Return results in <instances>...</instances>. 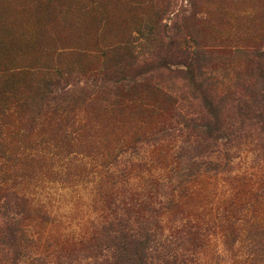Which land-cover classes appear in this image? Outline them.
Wrapping results in <instances>:
<instances>
[{
    "label": "rangeland",
    "instance_id": "1",
    "mask_svg": "<svg viewBox=\"0 0 264 264\" xmlns=\"http://www.w3.org/2000/svg\"><path fill=\"white\" fill-rule=\"evenodd\" d=\"M147 24L145 68H183L181 51L212 48L201 62L220 74L217 94L250 77L264 87V61L246 53L264 52V0H0V187L23 198L0 203V264L113 262L115 217L146 223L199 264H264L262 103L225 105L220 123L205 119L219 131L203 121L183 146L184 101L150 82L112 84L135 71L123 43ZM172 190L178 205L153 211ZM187 221L202 227L195 238ZM145 250L143 264H162L165 249Z\"/></svg>",
    "mask_w": 264,
    "mask_h": 264
},
{
    "label": "trees",
    "instance_id": "2",
    "mask_svg": "<svg viewBox=\"0 0 264 264\" xmlns=\"http://www.w3.org/2000/svg\"><path fill=\"white\" fill-rule=\"evenodd\" d=\"M154 30V27L147 24L144 28L137 30V35L130 33L125 39L123 43L124 46L127 49H132L136 55L132 58L135 71L130 72L131 76L129 78L126 76L129 75L128 73L126 74L122 72L125 75L119 79L113 80V85L120 87L119 85L125 86L137 82H140V84L150 82L153 90L162 97L167 98L168 101L175 102L178 99L184 101L185 111L180 115L181 127L176 130L181 133V136L183 134L188 135V139L184 140L183 146L191 145V132L196 130L195 127L201 126L203 121L207 123L205 119L208 117L214 118L217 123H220L218 116L224 106L228 104H230L229 106L231 108L233 107L236 110H242L244 108V111L248 112L247 109L254 106L255 102L262 103L258 107L261 118L259 117L255 123L264 132V87L257 90L256 81H252V77H250L239 81L236 88L229 91L226 90L224 94H217L214 91V86L221 76L218 74L216 68L215 70L207 69V65H204L201 62L206 61V59H208L207 57L213 56L215 54L214 49L206 48L192 51L185 49L184 51H181L184 56V59L180 61L183 68H169L166 65L168 61H163L154 68H145V66L149 65L150 58L145 57V54L141 53L140 50L142 47L144 48L145 46L154 43V40L149 37ZM246 53L252 60L257 59L259 62L264 61V52L259 53L256 50H251L246 51ZM257 68H260V65H258ZM258 71V74L264 72V70L259 69ZM154 72H156L158 76H155ZM177 78L183 82L181 87H177L175 84H173V88L170 85L165 87L160 83L162 81L170 82L172 79ZM261 78L264 79V73ZM213 124L214 123H207L203 126H207L209 130L212 129V132L219 131L222 128V123L216 126H213ZM196 136L199 137L200 134H196ZM202 145L203 142L198 140L196 147H202ZM130 149L132 150L130 151L132 155L138 152L135 145H131ZM199 156L202 158L201 154L196 155V157ZM189 162L191 165L195 164V161L191 158L189 159ZM139 166H148L147 161L141 165L139 164ZM150 166H152V164H150ZM178 188L177 192L182 191L183 189L180 184L178 185ZM12 190L0 187V203L3 202L2 200L4 198V201L9 203L10 201H13L14 206L17 207L23 203V198L17 195L14 188ZM177 196L178 193L172 190L170 193L163 196L162 199L155 201L156 207L153 211L177 206ZM144 222H147V220ZM108 224L110 228L114 227V225L118 227L116 230L118 239L117 247L121 250L122 254L118 258L114 255L113 258H115V260L113 262H110L108 258H105L104 261L106 264H143L144 258L146 257L145 249L149 247L153 249L158 247L161 250L165 249V252L161 254L163 260L162 264H199L198 258L195 256L194 252H189L188 248L180 253L177 251L169 253L167 250L171 244L167 242V238L161 237L162 235L160 234L157 235V232L154 229H145L144 226L146 223H138L136 220L132 223L129 219L124 220L121 219V217H115L109 219ZM183 226L186 236H192L193 238H195V235H197L202 229L198 223L193 224L189 221L185 222ZM17 230L19 238L26 239V230ZM82 239L83 238H81V240ZM96 247L98 246L96 245ZM131 247H133V249L128 250ZM23 264L31 263L25 262Z\"/></svg>",
    "mask_w": 264,
    "mask_h": 264
}]
</instances>
